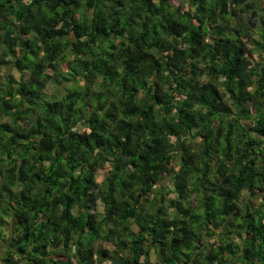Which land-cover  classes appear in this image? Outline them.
<instances>
[{"label":"trees","instance_id":"1","mask_svg":"<svg viewBox=\"0 0 264 264\" xmlns=\"http://www.w3.org/2000/svg\"><path fill=\"white\" fill-rule=\"evenodd\" d=\"M0 264H264V0H0Z\"/></svg>","mask_w":264,"mask_h":264},{"label":"rangeland","instance_id":"2","mask_svg":"<svg viewBox=\"0 0 264 264\" xmlns=\"http://www.w3.org/2000/svg\"><path fill=\"white\" fill-rule=\"evenodd\" d=\"M249 48H250V50H251V48H253L251 45H249ZM251 58H253L254 60H255V58L256 57H253V56H251ZM50 72V71H49ZM5 73H6V71H5ZM11 75H13L14 77H16V78H19V74H18V72H16V71H11V72H9ZM51 73V72H50ZM63 88V87H62ZM61 87L59 88H55V87H53V86H51L49 89H48V92L49 93H55L56 92V90H59V89H62ZM252 108V107H251ZM107 174H108V168H106V169H103V170H99V172L97 173V181L99 182V183H102L104 180H105V178H106V176H107ZM163 185H168V186H171L170 185V181L168 180V179H165L164 181H163V183H162ZM171 198H174V195H171ZM255 203L257 204V205H259L260 203H261V201L259 200V201H255ZM93 211H95V212H99V213H102L103 212V207L101 206V205H97L94 209H93ZM151 261L152 262H156V256L154 255V254H151Z\"/></svg>","mask_w":264,"mask_h":264}]
</instances>
